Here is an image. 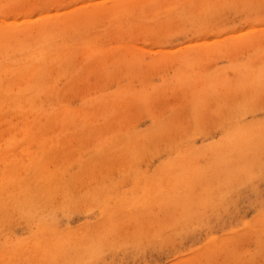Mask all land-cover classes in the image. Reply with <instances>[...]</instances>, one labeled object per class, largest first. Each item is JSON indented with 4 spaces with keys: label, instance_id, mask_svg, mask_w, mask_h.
<instances>
[{
    "label": "rangeland",
    "instance_id": "obj_1",
    "mask_svg": "<svg viewBox=\"0 0 264 264\" xmlns=\"http://www.w3.org/2000/svg\"><path fill=\"white\" fill-rule=\"evenodd\" d=\"M0 264H264V0H0Z\"/></svg>",
    "mask_w": 264,
    "mask_h": 264
}]
</instances>
